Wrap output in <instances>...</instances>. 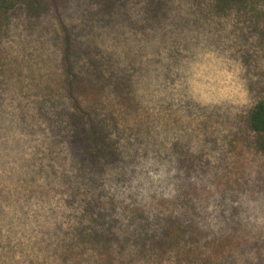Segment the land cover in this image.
<instances>
[{"label":"rangeland","instance_id":"obj_1","mask_svg":"<svg viewBox=\"0 0 264 264\" xmlns=\"http://www.w3.org/2000/svg\"><path fill=\"white\" fill-rule=\"evenodd\" d=\"M47 1L1 27L0 264H94L102 249L74 231L99 211L123 242L114 262L185 264L137 240L180 210L200 264H264V152L248 123L264 96V0L223 14L172 0L161 22L148 0ZM66 33L116 139L103 167L72 143Z\"/></svg>","mask_w":264,"mask_h":264},{"label":"trees","instance_id":"obj_2","mask_svg":"<svg viewBox=\"0 0 264 264\" xmlns=\"http://www.w3.org/2000/svg\"><path fill=\"white\" fill-rule=\"evenodd\" d=\"M189 1V0H188ZM196 4L204 2L203 0H192ZM172 0H148L146 7L149 18L154 22H161L165 17H169ZM191 3V2H190ZM209 8L217 13H227L232 9L242 10L244 8L256 7L257 0H207ZM38 14L48 7L47 0H0V33L1 27L9 17V14L21 5ZM114 5V0H109L108 9ZM172 6L171 9H173ZM127 13V12H126ZM63 68L65 77L66 93L72 102V111L69 113V121L73 126L74 136L71 138L74 148L77 150L79 158L85 162L89 160L97 167H103L109 163L110 157L116 154V139L112 137L111 131L105 125L97 113V105L90 101L96 99L97 91L94 86L84 82L81 75L75 70L76 67V48H74L69 38V33L65 35ZM89 94V95H88ZM86 98L87 104H83L81 96ZM91 97V98H90ZM65 114V113H62ZM250 128L257 133L258 147L264 152V96L259 98L250 108L248 115ZM171 211L163 218L156 238L144 237L142 234L137 240L140 242V252L148 257L158 259L168 253L181 259L187 257L185 264H200L199 252L191 248L190 242L193 233L190 231L193 223L183 219L184 213ZM111 217V216H110ZM106 218V215L99 211V217H92L93 223L84 226H77L76 236L83 242L91 243L100 247L102 250L96 253L97 258L93 260L94 264H123L122 261L114 262L116 257L112 253V241L117 238L113 232V218ZM101 218V219H100ZM124 241L131 237H123ZM118 240V238H117ZM118 240V244H122Z\"/></svg>","mask_w":264,"mask_h":264}]
</instances>
